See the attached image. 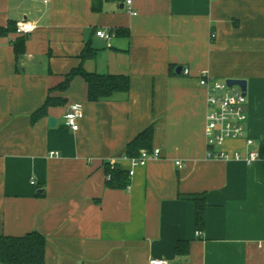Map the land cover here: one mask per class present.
Instances as JSON below:
<instances>
[{
  "label": "crops",
  "instance_id": "1",
  "mask_svg": "<svg viewBox=\"0 0 264 264\" xmlns=\"http://www.w3.org/2000/svg\"><path fill=\"white\" fill-rule=\"evenodd\" d=\"M133 8L0 0V27L37 25L20 58L16 32L0 34V234L40 232L46 264H264V0H133ZM86 46L96 54L83 59ZM79 66L126 75L130 89L91 101L80 75L60 89ZM203 70L248 81L252 164L206 158ZM48 96L63 102L33 121ZM75 102L84 105L76 131L64 118ZM149 126L160 156L135 168L130 188L108 187L106 166L129 171L127 145ZM224 148L247 151L243 139ZM197 198L207 204L200 234ZM180 241L188 253H177Z\"/></svg>",
  "mask_w": 264,
  "mask_h": 264
},
{
  "label": "built area",
  "instance_id": "2",
  "mask_svg": "<svg viewBox=\"0 0 264 264\" xmlns=\"http://www.w3.org/2000/svg\"><path fill=\"white\" fill-rule=\"evenodd\" d=\"M128 10L136 15L137 11L133 8V0H125ZM37 25L33 21L25 20L17 25L16 34L18 36L28 35L36 29ZM97 35L110 39L112 32L106 29H99ZM215 34L212 33V37ZM17 38L13 40L15 43ZM185 75H189V68L182 69ZM200 85L206 93L207 115L205 126L206 158L216 160H243L252 164L259 158V152L254 148L256 141L248 135L247 130V96L238 85L230 86L226 80H220L203 70L199 75ZM84 116V105L81 102L72 103L65 113V123L73 130L80 127L79 120ZM243 139L246 150L239 151L234 149L229 151L224 148L226 142L230 140ZM161 151L158 148L151 150L142 149L137 156L124 155V158L130 159L132 167L128 174L131 178L135 173V168L145 165L150 159L160 156ZM181 165V161H177ZM112 165L111 167H115ZM130 183L127 188H130ZM201 232L198 231V234ZM150 264H172L169 260L156 258L150 261Z\"/></svg>",
  "mask_w": 264,
  "mask_h": 264
},
{
  "label": "trees",
  "instance_id": "3",
  "mask_svg": "<svg viewBox=\"0 0 264 264\" xmlns=\"http://www.w3.org/2000/svg\"><path fill=\"white\" fill-rule=\"evenodd\" d=\"M17 23L9 21L7 27H0V34L16 32ZM27 35L18 36L14 46L18 58L23 56L26 51ZM96 51L87 47L82 52V58L93 56ZM76 75L82 76L88 83V98L97 101L100 98L111 96L117 91H128L131 86L130 78L123 74H99L87 72L82 66L74 68L59 85L60 89H66L72 78ZM63 100L47 97L44 104L34 111L31 115L32 120L36 121L48 115V109L52 105L60 104ZM154 128L149 126L142 130L132 139L125 151L128 156L139 155L142 149L151 150L153 145ZM130 183L128 171L119 166H106V184L111 188H126ZM206 207L204 198L196 199L195 224L199 231L206 225ZM2 245V262L6 264H46V237L38 231H32L24 235H4L0 234ZM178 254H185L189 251L187 241H180L176 245Z\"/></svg>",
  "mask_w": 264,
  "mask_h": 264
},
{
  "label": "water",
  "instance_id": "4",
  "mask_svg": "<svg viewBox=\"0 0 264 264\" xmlns=\"http://www.w3.org/2000/svg\"><path fill=\"white\" fill-rule=\"evenodd\" d=\"M177 72L181 73L182 72V67L177 68ZM226 82L230 86L238 85L243 91V95L247 96L248 95V81L246 79H241V78H227ZM57 119L54 117H50V123L51 125L56 124Z\"/></svg>",
  "mask_w": 264,
  "mask_h": 264
}]
</instances>
